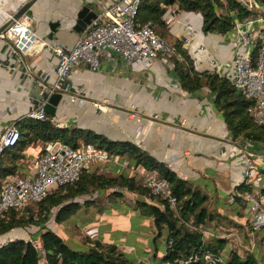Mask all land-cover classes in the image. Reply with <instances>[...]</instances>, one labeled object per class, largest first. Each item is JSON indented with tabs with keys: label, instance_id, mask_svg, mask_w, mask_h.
Masks as SVG:
<instances>
[{
	"label": "crops",
	"instance_id": "0c3cea01",
	"mask_svg": "<svg viewBox=\"0 0 264 264\" xmlns=\"http://www.w3.org/2000/svg\"><path fill=\"white\" fill-rule=\"evenodd\" d=\"M26 1L28 0H0V26L7 21L8 14L15 13ZM114 1L116 0H33L31 2L25 12L33 16L32 27L36 39L26 53L19 57L10 54L8 45L0 38V133L14 120L25 117V112L42 98L40 76L46 73L48 81L53 78L55 57L50 51L45 50L42 44L50 42L64 48L71 46L79 32L73 29V25L82 5L93 2L97 8V3L106 5ZM241 1H245L247 8L251 9V17L264 16V0ZM167 7L169 6L165 7V18L169 13ZM228 12L234 21L236 19L234 10ZM182 21H189L195 31L190 45L185 47L192 58L194 69L214 71L229 80L234 48L232 33L203 31L201 15L198 11L176 9L173 20L165 22L167 30L165 37L171 40L180 37L183 32ZM50 23L56 25L52 37L48 38ZM261 25L262 21L258 19L251 24L254 29H259ZM198 44L203 45V51L195 49ZM210 57L218 60L217 66L209 65ZM10 64L17 68H10ZM24 64L33 72L30 77L22 70ZM70 86L83 100L77 102L70 99L69 93H61L54 114L49 115L52 121L60 122L62 127L90 129L112 140L131 141L155 159L165 163L177 177L185 180L192 188L198 189L206 196L202 203L206 216L203 222L197 225L192 224L191 215L183 223L190 228L196 226L203 242L223 238L224 243L219 250L223 263L231 252L243 256L255 249L258 254H264V245L257 244L255 237L252 239V247H249L250 236L245 231L246 205L243 198L242 204L234 199V195H238L234 187L243 179L241 151L249 149L264 159V143L232 139L213 104L214 93L207 85H202L191 92L185 91L180 87L172 66L158 59H151L149 63L138 59L129 65L120 60L101 59L100 68L96 71H91L82 63H77L72 68ZM92 101H97L100 108L93 105ZM26 129V126H21V131ZM39 145L37 140L24 145L20 158L16 160V169L19 173L24 175L30 173L32 170L30 158L37 152ZM119 155L120 159L107 162L96 160L86 168L102 172L104 175L128 174L134 176L138 183L141 173L146 169L140 165L132 167L129 158L124 157L123 154ZM255 169L257 173L260 169L264 170V163L256 159ZM258 174L259 177L256 176L255 181L257 185L254 184L253 190L264 203V194L259 191L264 187L260 181V176L264 175ZM109 190L98 189L75 196L74 200L80 204L76 210L85 212L90 208L93 213H97L98 208L110 203L106 197ZM117 190L120 191V195L112 198L122 201L125 198L128 209L131 207L134 209V201L137 199L162 207L160 202L148 195H141L124 188ZM103 193L104 197H102ZM101 198L102 200H99ZM134 210L138 212L137 209ZM100 218L104 223L105 218ZM53 222L54 225L57 223ZM48 228L60 233L63 238L59 227ZM72 228L73 237L77 238L74 243L80 247L79 249L86 248L88 243H81L82 230L79 227ZM162 232L164 234L162 248L159 251L156 248L149 250L146 240L151 238L150 241L153 242ZM19 235L15 228H11L0 234V240L28 239ZM165 235L166 229L162 227L160 232H157L152 218L148 216L145 219V229L134 237L145 239V242L138 248L129 242L131 244L126 246V250L131 251L132 247L136 248L132 259L137 261L140 258L138 264H161L160 258L166 244ZM90 239L98 238L93 236ZM98 240L102 243L110 242L107 238ZM142 253L144 256H141Z\"/></svg>",
	"mask_w": 264,
	"mask_h": 264
},
{
	"label": "trees",
	"instance_id": "16d2710c",
	"mask_svg": "<svg viewBox=\"0 0 264 264\" xmlns=\"http://www.w3.org/2000/svg\"><path fill=\"white\" fill-rule=\"evenodd\" d=\"M172 4L179 10L198 11L201 15L203 31L219 33L229 31L234 24L229 10H234L238 20L252 16L251 9L247 8L241 0H140L135 21L142 23L150 20L154 31L164 38L167 33L164 11L166 6ZM155 28H158V32ZM171 44L174 51L169 55V60L172 62V69L178 78L180 87L191 92L202 85H207L209 90L214 93L213 104L220 113L232 139L264 143V124H255L246 111V107L251 101L235 92L226 77L220 76L214 71L195 70L192 58L186 48L181 45L179 37H174ZM13 123L18 128L20 135L14 145L5 146L0 151V180L15 171L16 160L20 158L22 148L31 141L37 140L41 143L47 139L59 138L73 146H77L81 142H92L104 147L114 155L125 154L131 160L132 167L140 165L143 169L154 170L159 176L165 177L169 181L171 192L176 196V204L175 208H170L163 203L162 199L137 183L134 176L124 173L104 175L102 172L84 167L76 180L57 186L37 201L35 203L36 210L28 205L22 209L8 210L0 214V234L13 227L28 224H35L40 230L44 227L43 223L52 208H55L53 217L55 222L74 212L80 205L78 201L74 200L75 196L93 190L110 189L108 197L114 198L120 195L117 188H124L141 195H148L162 204V207H159L139 199L134 201L140 214L152 218L157 232H160L162 227L166 229L165 243L170 240L171 245L160 258L161 264H172L173 257L185 254L191 249L218 251L223 246V238H216L212 242H203L199 230L187 227L183 223L189 215L192 216V224L197 225L203 222L206 211L202 203L206 196L202 195L198 189L192 188L185 180L177 177L165 163L155 159L131 141L112 140L85 128L55 126L49 118L37 120L22 117L14 120ZM21 126H26L27 129L21 131ZM78 138L81 142L78 141ZM258 173L264 175V170L260 169ZM234 188L238 192V195H234V199L242 204V194L251 186L240 182ZM259 191L264 194V187H261ZM245 224V231L248 234L247 220ZM253 236L256 238L257 244L264 245V225L256 230ZM86 241L88 242L86 248L75 249L65 243L60 233L47 228L38 232V239L34 242L23 238L8 240L0 247V264H37L40 257H43L44 264H129L114 243H102L98 239L90 238H87ZM223 264H264V254H258L255 249L243 256L231 252Z\"/></svg>",
	"mask_w": 264,
	"mask_h": 264
},
{
	"label": "built area",
	"instance_id": "2783aa9c",
	"mask_svg": "<svg viewBox=\"0 0 264 264\" xmlns=\"http://www.w3.org/2000/svg\"><path fill=\"white\" fill-rule=\"evenodd\" d=\"M139 2L140 0H116L106 5L97 3L95 15L78 32L71 46L64 48L44 42L42 47L55 57L54 75L51 81L47 80L46 73L40 76L39 83L43 88V96L25 112L24 116L37 120L50 119L43 105L53 92H67L71 100L77 102L83 100L70 86L72 68L77 63H82L91 71L100 68L101 59L120 60L126 65L138 59L145 60L147 63L151 59H158L172 66L169 60V55L174 51L172 44L154 31L150 20L142 23L135 21ZM242 2L246 5L245 1ZM168 6L169 13L165 21L173 20L176 12L175 6ZM256 19L262 21L259 29L251 26ZM7 20V25L0 31V38L8 45L10 54L22 56L36 39L32 27L33 16L27 12L17 17L8 14ZM181 28L183 32L179 37L180 43L183 47L189 46L195 32L194 28L189 21H182ZM229 31L232 33L234 44L229 81L235 92L251 101L246 111L252 121L262 125L264 124V16L257 18L249 16L244 20L235 19ZM195 49L203 51L204 47L198 44ZM208 63L215 67L218 60L210 57ZM9 67L17 68L13 64ZM22 70L28 77L33 73L25 64ZM92 104L100 108L97 101H92ZM51 122L55 126H60L58 121L51 120ZM19 135V130L14 123L7 125L0 133V151L5 146L14 145ZM117 159H120V155L116 158L107 149L92 142H81L73 146L59 138L44 140L30 158L32 170L29 174H21L15 169L13 173L0 180V214L35 204L57 186L76 180L81 170L93 161L107 162ZM256 159L264 163L261 155L248 149L241 151L242 182L251 186L242 194L247 211L250 248L253 245L254 236L252 235L264 225V203L253 190L254 184L257 185L256 176L259 177L255 169ZM260 178L264 186V176ZM138 183L146 187L151 194L162 199L163 203L170 208H175L176 196L171 192L169 181L165 177L159 176L154 170H146L141 173ZM192 227L197 229L196 226ZM8 240L11 239L0 240V247ZM170 245L171 241L168 240L163 254L168 251ZM197 262L223 264V258L219 250L191 249L185 254L173 257L171 261L172 264Z\"/></svg>",
	"mask_w": 264,
	"mask_h": 264
},
{
	"label": "rangeland",
	"instance_id": "374dc122",
	"mask_svg": "<svg viewBox=\"0 0 264 264\" xmlns=\"http://www.w3.org/2000/svg\"><path fill=\"white\" fill-rule=\"evenodd\" d=\"M155 30L158 32V28H155ZM164 38L165 40H167V42L171 43V39L166 37ZM78 141L81 142L80 138H78ZM123 155L124 157H126L125 154ZM117 156L118 155L115 154L116 158ZM104 196L105 195L103 193L102 197ZM106 197L108 198V200H110V203L104 205L103 208L102 207L98 208L97 213L96 212L93 213L90 208H88V210H86L85 212L76 210L70 213L64 219L58 221L55 225L53 222L55 208H52L50 213L48 214V218L43 223L44 227H42L40 230L44 231L48 227L57 226L61 231L65 243L72 248L79 249L80 247H77L78 245L74 243L75 241H77V238L73 237L74 234L72 228V227H76V228L79 227V229L82 230V235H83L82 237L83 240L81 243L87 242L86 239L91 238L93 236H96V238L98 239L107 238V240H110V243H114L117 245L119 251L128 261L135 262L133 264H138L137 262L141 260L140 258H138L137 261L132 259V255L135 254L136 248L134 249V247H132L131 251H127L126 246L132 243L133 246L138 248L141 247L140 244H143L145 242V239L142 240L135 239L134 237L136 236L137 233L141 234V230L145 229V219L148 216L140 214L139 212L134 210L136 209V207H134V209L133 207L128 209L127 206L128 204L124 200L125 198L122 201L121 199L118 200V198L113 199L112 197H108V196ZM126 199L128 198L126 197ZM99 200H102V198ZM30 207L36 210L35 204L30 205ZM91 208L93 209V206H91ZM100 217L105 218L104 223L100 220L101 219ZM69 223L71 225H68ZM13 228H15V231L18 232L20 234L19 236L21 237H27L28 239H32V237H35L34 240L32 239V241H36L38 239L37 232H39L40 230L39 227L35 224H28L25 226H17ZM123 235L125 237H123ZM150 239L151 238L146 240L147 244L149 245V250L156 248L159 251L162 248L164 242L163 232L155 237V241L152 242L150 241ZM141 256H144L143 253ZM42 263H43V257H40L37 264H42Z\"/></svg>",
	"mask_w": 264,
	"mask_h": 264
},
{
	"label": "water",
	"instance_id": "95a60500",
	"mask_svg": "<svg viewBox=\"0 0 264 264\" xmlns=\"http://www.w3.org/2000/svg\"><path fill=\"white\" fill-rule=\"evenodd\" d=\"M32 1L33 0H28L25 3H23L17 9V11L12 14V16L17 17L20 14H22L23 12H25ZM96 9L97 8H95V5L93 2H88L84 5H82V7L77 12V15H76L77 17L75 19L73 29L75 31H80L89 22V20L95 15ZM7 23H8V20L0 26V31H2L4 29V27L7 25ZM55 25H56L55 23L49 24L50 31L47 35L48 38L52 37V32L54 31ZM60 96H61L60 92H53L47 98L46 102L43 105V109L48 115L52 116L54 114L55 105L57 104ZM32 239L34 240V237Z\"/></svg>",
	"mask_w": 264,
	"mask_h": 264
}]
</instances>
